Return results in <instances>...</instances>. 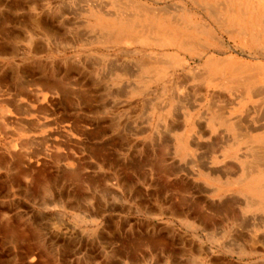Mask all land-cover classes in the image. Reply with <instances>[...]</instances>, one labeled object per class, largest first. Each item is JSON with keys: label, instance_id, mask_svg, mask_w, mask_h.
Segmentation results:
<instances>
[{"label": "rangeland", "instance_id": "1", "mask_svg": "<svg viewBox=\"0 0 264 264\" xmlns=\"http://www.w3.org/2000/svg\"><path fill=\"white\" fill-rule=\"evenodd\" d=\"M120 1L0 0V264H264L260 141L237 137H264V97L193 81L211 55L264 63V41L204 0ZM131 1L203 30L200 48L108 38ZM167 53L163 82L142 73Z\"/></svg>", "mask_w": 264, "mask_h": 264}, {"label": "bare ground", "instance_id": "2", "mask_svg": "<svg viewBox=\"0 0 264 264\" xmlns=\"http://www.w3.org/2000/svg\"><path fill=\"white\" fill-rule=\"evenodd\" d=\"M116 1H120V0H116ZM132 1H131V3H125V5H126L125 7L127 8V10H128V8H130L129 11L132 10L133 11L132 13L123 14L124 12L120 10L121 11L120 14H118V12L116 13V15L118 14L116 16V18L107 19L109 21L103 22V24L106 26V28L110 29V31L107 34L108 38H113L115 40H122V39L124 40V39L129 38L132 40L140 41L139 44H141V42H142V43H144V45L146 44V45H150V46L153 44L162 45V46L177 45L181 49L188 50V51H195L196 49L200 48V44L197 42L196 39H193V38H194L195 34L202 32L203 30L195 28L194 26H189L190 24L189 25L177 24V27H176L175 24L173 23V21L171 20V17H169L170 18L169 19L166 16V14L154 12L152 9H149V8L143 6L144 5L143 2H141V3H143V4H141V3H138L139 1L138 2H132ZM204 1H203L204 3L211 6L210 12L213 14L214 17H216V19L218 20L220 25L223 28H225V30L227 29L229 32V29H231L230 30L231 34H233V31H235L234 33L237 32L240 36L242 35L245 37L251 35L256 39L257 42H260V43L264 41V25H261L262 23L260 24V22H259V21H261V19H264V17H262V15L260 16L258 14H255V17H254V15L250 9L252 6L253 10H259V9L262 10V8H264V0H216L215 2L210 1V0H204ZM120 2H122V1H120ZM160 2H162V1H160ZM185 2H183V3H185ZM185 4H187V3H185ZM118 5L120 7V3ZM119 7L117 8V10L119 9ZM125 7H124V10H125ZM153 7H154V5H153ZM160 8H161V6H160ZM192 9H194V8H192ZM197 9H198V7H197ZM158 11H159V9H158ZM184 11H185V8H184ZM175 14H176V12H175ZM178 14H176V15H178ZM96 17H98V15ZM184 19H187V18H184ZM37 23H39V22H37ZM201 24H203V23H201ZM208 24H210V23H208ZM101 27H103V26H101ZM207 28H208V26H207ZM209 28H211V27H209ZM221 30H222V28L219 31H221ZM101 38H103V37H101ZM240 38L242 39V37H239V39ZM235 39H237V38H235ZM103 40L105 41L104 38H103ZM129 41H128V43H129ZM233 41H235V40H233ZM245 41H246V38H245ZM118 43H119V41H118ZM131 43H133V42H131ZM240 46H242V45H240ZM263 49H264V47H263ZM167 54H169V53H167ZM163 56H166V54ZM151 57H154V56H151ZM237 58L238 57L225 56V55L222 57H218V56H214V55L208 56V58L205 62V65L203 67V70L198 72V73L197 72L195 73V76L197 77V79H193V81L196 80V82L197 83L199 82V84H200V80L202 82H205V83L220 82L219 84H221L224 87H232V88L240 89L243 92L244 97L246 99H250L252 96H256L258 94H261L264 97V92H261L259 90V86L264 85V63L257 62V61H256L257 63H251L252 61L247 62L248 61L247 59H246L247 61H244V60H242V58L241 59H237ZM251 58H253V57L251 56ZM258 61H260V60H258ZM253 62H255V60H253ZM181 63H182L181 57L177 53H174V54H169V58H167L165 60H162V58L159 59V57H156L154 59L150 58L148 60H144L142 62L141 68H142V73H145V74L149 73L151 75V79L163 82L164 79L167 78V73L169 71V68H172L175 65H179ZM195 71H197V70H195ZM116 76H117V74H116ZM146 80H144V82ZM167 85H166V89L169 88ZM170 86H172V85H170ZM202 86H204V85H202ZM176 88H177V86H176ZM200 88H201V86H200ZM169 92H168V94H169ZM175 92H176V90H175ZM170 93H172V92H170ZM239 96H242V95H239ZM237 97H238V95H237ZM212 99H213V97H212ZM225 100H226V98H225ZM225 100H223V102L221 104H223ZM259 100H260V97H259ZM261 104H263V103H261ZM258 106H260V105L258 104ZM250 107L251 106H249V108ZM254 112H257V111H254ZM189 113H190V111H189ZM224 117H226V116H224L221 112H219V110H218V112H215V114H214L215 120H220L221 118H224ZM13 122H14V120H13ZM262 130L263 131H261V133L264 134V129H262ZM247 132L249 134H252V132H254V131H251L250 129H248L246 131H241L239 128L237 131L238 136H237V134H236V136L239 138V140L241 142L247 143L248 141H252L251 142V144H252L253 140L254 141H260L259 143H257V145H252V156H253L254 164H253L252 169L250 170L247 178H248L249 185L251 186L250 187L251 191L253 193L257 194L260 198L264 199V167L261 168V163H262L263 154H264V137H262L261 140H256L257 138L254 139V137H251V136H248L247 134H245ZM181 141H182V145L185 147L186 142H185L184 136L181 138ZM233 141H234V139H233ZM236 143H237V141H236ZM238 143H239V141H238ZM249 154H251V153H249ZM243 161H244V163L246 162L245 160H243ZM34 163H36V162H34ZM246 170H249V168H246ZM244 175H246V174L244 173ZM243 178H244V176H243ZM247 178H246V180H247ZM258 201H257V203H258Z\"/></svg>", "mask_w": 264, "mask_h": 264}]
</instances>
